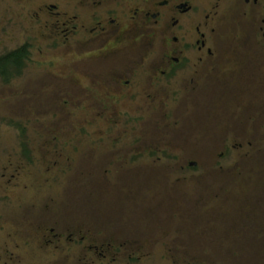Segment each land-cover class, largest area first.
I'll use <instances>...</instances> for the list:
<instances>
[{
  "label": "flooded vegetation",
  "instance_id": "1",
  "mask_svg": "<svg viewBox=\"0 0 264 264\" xmlns=\"http://www.w3.org/2000/svg\"><path fill=\"white\" fill-rule=\"evenodd\" d=\"M38 10L45 21L41 17L18 46L0 55L21 56L9 60L6 74L0 73L3 83L23 79L29 63H46V71L57 66V89L46 87L48 113L119 115L120 129L124 126L132 135L96 145V140H87L92 153L107 141L104 146L117 148L118 157L126 156L123 161L149 157L155 163L186 162L188 167L150 176L176 179L167 192L173 221L159 207V188L144 186L143 171L128 176L139 187H129L125 197L109 194L114 196L112 218L95 219L91 226L65 218L64 208L53 213L55 204L41 206L46 219L35 217L37 207L27 209V219H16V208L6 209L10 220H0V264H142L157 255L186 257L183 230L190 238L206 237L210 227L222 223L235 232L237 225L229 223L232 215L240 230L249 221L258 226L254 220L264 226V41H259L264 40V0H46ZM34 16H39L37 10ZM42 46L46 60L37 63L31 54ZM146 122H151L149 128L138 134L136 126ZM85 123L77 128L80 138L68 144L72 150L54 152L51 159L46 155V173L59 168L60 161L75 165L82 154L81 139L89 135L86 125L92 124ZM111 123L106 131L117 125ZM174 130L187 131L188 139L169 137ZM54 142L47 143L57 146ZM186 151L194 153L192 160L181 155ZM97 156L96 165L101 159L107 162L103 173L112 179L116 174L109 164L116 155ZM199 163L219 164L220 169L234 164L236 174L250 179L253 187L226 197L230 182L217 193L209 185L210 172H200ZM67 168L60 172L68 173ZM188 179H197V186H183ZM174 230L176 237L170 240ZM217 231L211 237H220ZM263 233L246 236L262 243Z\"/></svg>",
  "mask_w": 264,
  "mask_h": 264
},
{
  "label": "rangeland",
  "instance_id": "2",
  "mask_svg": "<svg viewBox=\"0 0 264 264\" xmlns=\"http://www.w3.org/2000/svg\"><path fill=\"white\" fill-rule=\"evenodd\" d=\"M43 1L46 0H0V55L18 46L26 33H32V28L37 27L41 17L45 21L46 15L38 10L39 7L43 6ZM35 10L39 14L38 17L34 16ZM259 41L263 42L264 40L259 39ZM39 42H36V44ZM31 58L36 62L44 63L43 61L46 60V47L42 46L40 51L34 47ZM37 66L39 65L29 63L25 67L27 69L20 81L7 80L8 83H3L5 79L3 80L0 77V220H3V222L7 219L10 220L6 213V209L9 208H16L15 211L19 212L16 219H27L30 217L27 215V209L32 210L33 207H37L35 211L37 219H46V212L40 210L41 206L55 204V206L51 205V209H54L53 213L58 208H64L65 218L80 219L84 224H90L89 226H91L95 224V219L105 221L112 218L111 208L109 207H112L113 197H119L120 194L125 197L128 194L129 187H139L138 182L132 183L133 177L129 179L128 176H134L136 175L134 173L143 171L145 176L144 186L152 189L159 188L157 191L159 192V207L168 212L166 217L169 218V221H173L170 218L175 217L169 215V209L173 207L169 198L171 195H168L167 192L176 179L150 180V176L153 178V174L157 172H163L164 174L166 171L171 170V172H181L187 169L188 164L186 162L155 163L149 157H146L142 162L123 161L126 156L120 158L117 156V148L104 146L107 141L95 146L98 152L94 151L92 153L91 148L87 146L89 145L88 141L91 139L96 140L94 143L96 145L100 140L116 141V139L129 140L132 138L130 131H124V126L123 130L120 129L118 121L121 116L111 115L110 113L96 116L95 114L92 115L90 110L88 112H82V110L70 111L72 113L58 111L59 113L55 114L56 116L51 115V113H48L51 106L46 105V87L57 89L58 83L53 80V74H57L60 68L54 65L55 67H51V71L49 69L46 71V63ZM134 116L137 117L138 115L134 114ZM93 118H97L98 122H93ZM125 118L127 117L123 116V122ZM111 119L115 120L117 125L112 130L106 131L105 127L109 125V122H112ZM85 121L92 124L86 125L88 131L85 133L89 135L81 139L83 142L82 154L80 157H75L78 159L75 165L72 163L66 165L64 161L58 160L60 161L59 168L57 166V169L51 174L46 173V155L50 158L54 152L60 153L58 155H65L67 154L66 150H72L73 147L68 146V144L72 142L74 144V141L80 138L81 132L77 128L80 124L85 125ZM150 124L151 122H146L144 126L137 125L136 132L138 134L141 133L140 131L145 133L146 127L149 128ZM161 133L159 130V139ZM172 136L176 140H186L189 134L184 130H174L169 137L172 138ZM52 140H55L54 143L58 145L49 147L47 142H53ZM12 145L17 146L12 147ZM13 148L16 150L15 153L12 152ZM128 148L126 146L125 153L129 150ZM99 153H101V157H103V154L116 155L109 164V167L113 166L116 174L112 179H109V176H104L103 173L107 162L102 163L101 159L96 165L97 159L100 158L97 156ZM181 155L187 156L188 160L194 158V153L191 151L189 153L187 151L182 152ZM65 166L66 168L71 166L67 168L66 172L68 173L60 172V169H64ZM233 166L234 164L228 163L225 165L226 168L220 169L219 164L199 163V170L200 172H210L209 185L211 188L216 189L217 193H220L224 184L229 181L230 183L227 184L229 194L225 196L235 198L240 193L246 192L249 186L253 187V185L250 179L248 181L242 179L246 176L242 175L240 177L239 174H236L235 170L232 169ZM124 170L126 171L125 174L123 173ZM221 177H226L224 183ZM242 180L245 182H242ZM186 181L188 184H185L184 181L183 186L187 187L194 186L198 182L197 179ZM115 183L118 186H115ZM121 184H124L128 189L123 191ZM198 185L202 187V183ZM112 192L115 193L114 196L109 197ZM235 202L232 203V206L235 205ZM248 204L250 203L248 202ZM212 206L214 207L215 203ZM22 209H25V211ZM22 214H25V218ZM115 218L117 219L118 216L115 215ZM119 218H122V216ZM229 218L231 225H237L238 230H235V232L233 226L223 225L222 223H220V228L213 226L214 229H211L210 227L206 237L190 238L185 235L186 230H183L181 237L188 239V241L184 240L183 243L186 244L185 248L188 251L186 257L167 259L157 255L144 260L142 264H264V237H258L263 239L262 243H258L257 241L250 242V237L246 236V234L248 236L261 235L264 232V226L260 225L263 223L254 220L258 226L253 227L250 226L251 221L245 222V227L240 230L236 217L232 215ZM212 223L214 222L211 221L210 225ZM89 228L91 229V227ZM168 229L172 230L173 227H168ZM176 229L181 231L180 228ZM195 229L197 230V228ZM217 229L221 232V236L218 238L211 237V234L218 236ZM168 235L170 240L174 239L176 237L175 230ZM6 240L9 241L8 238ZM15 264H17V261Z\"/></svg>",
  "mask_w": 264,
  "mask_h": 264
},
{
  "label": "trees",
  "instance_id": "3",
  "mask_svg": "<svg viewBox=\"0 0 264 264\" xmlns=\"http://www.w3.org/2000/svg\"><path fill=\"white\" fill-rule=\"evenodd\" d=\"M19 59L21 58L20 53L19 52H12L8 55L5 56H0V72L3 74H6L9 65H11L10 61L11 59Z\"/></svg>",
  "mask_w": 264,
  "mask_h": 264
}]
</instances>
